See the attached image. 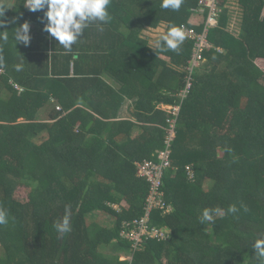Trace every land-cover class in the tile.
<instances>
[{
	"label": "trees",
	"instance_id": "obj_1",
	"mask_svg": "<svg viewBox=\"0 0 264 264\" xmlns=\"http://www.w3.org/2000/svg\"><path fill=\"white\" fill-rule=\"evenodd\" d=\"M218 3L213 47L181 107L163 178L172 210L154 211L149 222L168 235L140 248L121 236L123 221L144 213L149 193L137 162L157 159L165 146L169 115L159 104L177 102L185 84L184 71L168 63L187 66L193 46L184 40L178 53L162 44L153 51L140 34L164 22L168 29L187 23L199 0H183L179 11L161 8V0H111L103 31L85 30L88 41L71 52L47 32L52 42L34 43L26 56L25 47H15L7 58L2 45L9 42H0L7 71L0 76V210L8 216L0 226V264H257L254 240L264 238V16L262 3L247 7L236 33L228 0ZM3 9L0 20H13L7 12L17 8L0 1ZM106 73L119 88L102 78ZM126 97L138 98L136 121L118 119ZM53 98L50 118H40ZM204 212L210 219L202 222ZM66 215L71 231L60 234L54 225Z\"/></svg>",
	"mask_w": 264,
	"mask_h": 264
},
{
	"label": "built area",
	"instance_id": "obj_2",
	"mask_svg": "<svg viewBox=\"0 0 264 264\" xmlns=\"http://www.w3.org/2000/svg\"><path fill=\"white\" fill-rule=\"evenodd\" d=\"M198 10L206 13L201 30H198L194 23L187 22L181 25L186 34L185 40L192 42L193 46L188 65L183 69L186 77L184 87L177 93L179 100L173 104L160 105V108L169 115L167 124L164 126L165 146L159 150L157 159H144L137 162V175L149 183V193L145 200L144 213L130 221H123L121 230V236L133 240L135 248H140L142 243L151 237L165 239L168 235V230L150 229L149 222L154 211L166 214L172 210L163 190V178L165 171L172 166V148L177 136V122L181 107L193 88L197 69L206 63L205 52L213 47L209 40V32L219 23L222 8L218 0H199ZM6 72V68L0 66V76L5 75ZM11 82L15 83V87L23 90L19 83L13 80ZM57 109L61 110L62 107L57 105ZM187 175L191 180L195 178V171L191 166L187 167ZM132 258L133 256L129 255L121 259L132 260Z\"/></svg>",
	"mask_w": 264,
	"mask_h": 264
},
{
	"label": "clouds",
	"instance_id": "obj_3",
	"mask_svg": "<svg viewBox=\"0 0 264 264\" xmlns=\"http://www.w3.org/2000/svg\"><path fill=\"white\" fill-rule=\"evenodd\" d=\"M111 0H25V6L29 11L36 12L44 10L46 23L44 31L60 45L66 52L73 50V45L84 35L86 28L90 24L98 22V28L103 31V24L110 21L109 5ZM183 0H161V8L179 11ZM0 11V16L3 15ZM43 22V21H42ZM5 22L0 20V28ZM12 39L17 44L29 45L31 42L30 24L25 22L21 27L16 28ZM186 39L185 31L182 26H171L166 34L158 41V46L162 44L164 50L179 52L180 47ZM9 36L5 31H0V42L6 43ZM17 71L22 70V65H15ZM230 212H235L234 206L229 208ZM210 219L207 212H204L202 222ZM8 223L7 213L0 210V226ZM56 231L65 234L71 231L70 219L66 215L62 222L54 225ZM255 258L257 264H264V238L254 240Z\"/></svg>",
	"mask_w": 264,
	"mask_h": 264
},
{
	"label": "crops",
	"instance_id": "obj_4",
	"mask_svg": "<svg viewBox=\"0 0 264 264\" xmlns=\"http://www.w3.org/2000/svg\"><path fill=\"white\" fill-rule=\"evenodd\" d=\"M0 1H1V5H3L4 7L8 6V7H10V9H13L14 7L17 8L14 10H9L7 12V16L11 17L13 20L4 21L5 22L4 27L0 28L3 31L6 30L8 36H9V39L10 38L12 39L13 33L17 30L16 28L21 27L25 22L30 24V36H31L30 44L27 46L24 45L23 43L16 45L17 51L22 47H25L27 49V51L24 52L23 56H26L27 55L26 53H29V55H30V51H32L30 46H32L34 43L38 45L41 43L43 44L44 41H48V40H50L52 42V40L48 38V35L46 34V32L42 33V30L44 29V25H45V20H46V18H45V12L47 11L46 8L44 10H38L36 12H32V11H29L28 8L25 6V4H24L25 0H0ZM261 1H263V3ZM260 3H262V7L260 9L259 14H260V18H262L264 16V0H245V1L244 0H228V7H229L230 13H231L229 28L233 32L239 33L243 19H245V17H246L245 12H247V7H248V9L253 7L252 9L254 10V8L258 7L260 5ZM205 15H206L205 12L202 13L199 10L192 12L190 14L189 19H188V22L194 23L196 25H202L204 18H205ZM234 18H235V20H234ZM102 27H104V25H102ZM119 28L123 32H126V33L129 32L128 28L124 27L123 25H121ZM85 30H92V31L99 30L98 22L90 24V26L88 28H86ZM167 31H168V23L164 22V23H161L157 27L147 26V27L143 28L140 36L145 41H147L148 49H152L154 51V50H157L159 48L160 45L158 46V41L161 40V37L164 34H166ZM87 41H88L87 35H83L78 40V42L73 45V49L80 44H82V45L86 44ZM8 42H9V44H3L2 46L6 50L7 58H11L17 53V51L14 50L15 49L14 40L13 39L8 40ZM91 42L93 44L94 42H96V40L91 39ZM58 48L62 49L61 51H65L60 45L58 46ZM137 52H140V51H137ZM79 53H84V52L80 50ZM94 53H95L94 49L91 48L89 50V55H90L89 58H90L91 64H93L95 62L94 58H97V57H93ZM76 56H78V54H76ZM159 56L162 57V54L160 53ZM206 62H208V59H206ZM84 64L87 65V62ZM168 64L170 66H172L173 68H176V69H179V68L183 69L184 68L182 66L178 67V66L172 64L171 62H169ZM60 67L63 68V65H61ZM185 77H186V75L184 74V81H185ZM102 78L107 80L108 83L109 84L111 83L114 87L119 88L121 85L114 78H112V76H110L108 73L103 75ZM51 97H54L57 99V97H55V96H51ZM54 98L51 99V103L49 104V106H46L45 108H43L40 111V113H39L40 118H43L44 120L46 118H50L48 116V113H49V111L53 110V108H54L53 102H56L54 100ZM137 100H138L137 97L136 98L126 97L125 98V101L119 110V115H118L119 120L136 121V118L134 116V111H135V107L137 104ZM161 104H170V103L162 102ZM161 104H159V106ZM58 105H60L62 107L61 104H58ZM50 121H53V120H50ZM140 132H141L140 129L135 131L133 133V136L140 134ZM207 185H208V187H210V183L209 184L207 183ZM103 218H105V223H107V225L109 227H113L115 225V222L111 218V216L107 215ZM107 251L110 254H117V252L114 249L112 250V252H110L109 249H107Z\"/></svg>",
	"mask_w": 264,
	"mask_h": 264
},
{
	"label": "rangeland",
	"instance_id": "obj_5",
	"mask_svg": "<svg viewBox=\"0 0 264 264\" xmlns=\"http://www.w3.org/2000/svg\"><path fill=\"white\" fill-rule=\"evenodd\" d=\"M234 20H235V18H234ZM160 24H161V23H160ZM236 33H238V32H236ZM202 67H203V69H204V67H206V64H204ZM179 69H180L181 71H184V70H183L184 68H183V69L179 68ZM206 187H208V185H206Z\"/></svg>",
	"mask_w": 264,
	"mask_h": 264
}]
</instances>
